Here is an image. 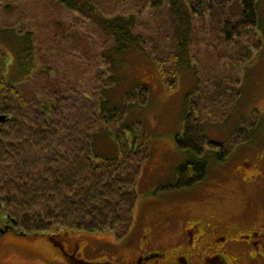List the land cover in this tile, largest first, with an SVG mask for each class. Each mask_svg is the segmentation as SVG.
Returning a JSON list of instances; mask_svg holds the SVG:
<instances>
[{
  "label": "trees",
  "instance_id": "obj_1",
  "mask_svg": "<svg viewBox=\"0 0 264 264\" xmlns=\"http://www.w3.org/2000/svg\"><path fill=\"white\" fill-rule=\"evenodd\" d=\"M16 1L0 0V11L11 14L0 17V35L17 37L36 63L29 69V59L18 84L8 83L0 66V117L6 118L0 124V224L12 223L24 234L64 228L112 233L123 240L133 227L136 182L150 158L142 123L128 119L134 107L148 105L150 89L145 86L129 93L121 107L110 106L108 96L117 86L121 58L132 49L143 51L154 59L169 91L177 88L184 66L197 72L204 56L209 66L220 68L223 60L234 63L231 54L239 46L242 62L252 57V48L241 40L248 31L258 34L259 0H159L168 8V16L147 23L131 15L104 17L90 0H46L50 17L58 12V21L48 18L41 33L51 44L61 46L82 32L93 37L90 52L76 48L75 64L70 58L65 65L59 60L52 64L50 49L35 42L36 20L43 15L34 18L23 13L17 20L10 6ZM72 64L81 67L76 73L85 77L76 84L64 79L71 73L56 70ZM230 82L227 89L216 84L214 97L197 89L187 99L183 132L174 141L193 158L178 168L176 183L169 189L200 184L208 175L210 161L224 162L236 146L252 142L260 124L254 118L249 127L252 134L245 135L244 125L226 144L207 137L203 99L213 107L224 105L222 98L232 97L240 80ZM97 133L114 137L121 151L118 160H95Z\"/></svg>",
  "mask_w": 264,
  "mask_h": 264
},
{
  "label": "rangeland",
  "instance_id": "obj_2",
  "mask_svg": "<svg viewBox=\"0 0 264 264\" xmlns=\"http://www.w3.org/2000/svg\"><path fill=\"white\" fill-rule=\"evenodd\" d=\"M90 1L93 6L99 7L100 15L104 17L131 15L147 23L149 20L158 22L161 19L159 17L168 16V8L158 3L159 0ZM45 4H48L46 0H19L10 6L15 16H19L17 20L24 14L34 18L43 15L40 20H36L42 28L36 25L39 34L35 35V42L43 49H50L49 59H52V64L59 60L61 65H65L63 62L69 61L70 58L75 64L74 55L77 54L74 50L79 48L82 52L89 53L93 47L90 40L93 37L89 34L84 37L82 32L71 42L64 40L61 46L51 44V41L41 33L45 21H49L48 18L58 21V12L53 11L50 17L49 7ZM234 5L236 8L231 6L230 9L236 10L235 15L238 16L239 8L237 4ZM8 14H10L8 11H0V17H7ZM259 16L258 34L248 31L241 40L242 44L245 42L250 49L252 48V57L240 62V47L237 46L231 54L234 63L223 60L222 67L218 68L216 65V68L215 65L209 66L204 56L198 64L197 72L188 64L184 66L178 86L172 91L166 88L154 59L143 51L132 49L121 58L120 64L116 67L117 86L108 96L110 106L121 107L129 93H138L139 89L145 86L150 89L148 105L144 108L134 107L128 119L129 122L142 123L145 140L150 144V158L142 167L136 182L134 192L137 201L133 227L127 240H135L137 237H134L133 233L140 229L158 224L162 227L161 237L171 241L177 227L183 222L179 219L175 224L170 223L167 220L168 215H180L186 219L185 217L200 213L212 214L225 217L231 222L244 219L247 225L264 230V0H259ZM61 19L63 18L59 20ZM63 27L66 28V25L63 24ZM211 28L216 30L217 26L212 23ZM31 29L35 30L34 24L31 25ZM254 45L259 48H255ZM0 53H4L2 55L4 78L12 84H18L26 75V63H29L30 59L25 52V46H21L12 35H3L0 37ZM212 59L209 62H212ZM35 63L36 60L32 57L29 69H32L31 65L34 66ZM74 64L68 66V69L56 70L71 73L64 79L76 84L85 77L76 73L81 67ZM231 79L240 82L234 84L235 92L232 97L222 98L221 102L224 105L213 107L207 99H203L206 103L204 113L206 134L211 141L226 144L244 125L245 135L249 132L252 134L249 127L254 119H258L260 124L254 131L252 142L236 146L224 162L210 161L208 175L200 184L187 189H169L176 183L178 168L193 158L190 153L181 151L174 141L175 136L183 132L187 99L197 89H203L202 93L208 92L214 97L217 94L216 84L220 83L222 89H227L231 87ZM257 111L259 113L253 115ZM245 118L247 122L243 123L242 120ZM120 157L121 151L114 137L97 133L94 139L95 160L107 162L118 160ZM0 227L5 229L2 224ZM18 231L13 228L0 235V264H65L53 248L54 243L50 236L66 232L74 235H92L85 231L64 228L26 235H21L19 234L21 231Z\"/></svg>",
  "mask_w": 264,
  "mask_h": 264
},
{
  "label": "flooded vegetation",
  "instance_id": "obj_3",
  "mask_svg": "<svg viewBox=\"0 0 264 264\" xmlns=\"http://www.w3.org/2000/svg\"><path fill=\"white\" fill-rule=\"evenodd\" d=\"M3 54L0 53V66L5 71ZM185 218L167 216L170 223L175 224L179 219L183 222L171 241L161 237L162 227L158 224L133 233L135 240H127L129 237L119 240L115 234L104 237L67 232L51 235L50 240L65 264H264L263 229L247 225L244 219L231 222L212 214ZM5 227L16 229L12 223Z\"/></svg>",
  "mask_w": 264,
  "mask_h": 264
},
{
  "label": "water",
  "instance_id": "obj_4",
  "mask_svg": "<svg viewBox=\"0 0 264 264\" xmlns=\"http://www.w3.org/2000/svg\"><path fill=\"white\" fill-rule=\"evenodd\" d=\"M4 122H6V118L0 117V123H4ZM9 230H10V228L9 229L7 228L5 231L2 232V235H4Z\"/></svg>",
  "mask_w": 264,
  "mask_h": 264
}]
</instances>
